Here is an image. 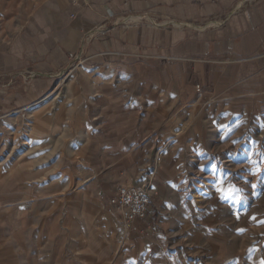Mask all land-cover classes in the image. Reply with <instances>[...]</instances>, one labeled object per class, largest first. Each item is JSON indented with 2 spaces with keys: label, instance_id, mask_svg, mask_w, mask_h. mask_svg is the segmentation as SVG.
<instances>
[{
  "label": "crops",
  "instance_id": "0c3cea01",
  "mask_svg": "<svg viewBox=\"0 0 264 264\" xmlns=\"http://www.w3.org/2000/svg\"><path fill=\"white\" fill-rule=\"evenodd\" d=\"M17 7L13 24L0 29V114L43 104L74 53L98 80L131 83L141 98L137 126L164 124L173 109L264 114V0H20ZM27 72L37 78L10 86ZM63 175L66 186L46 196L14 193L0 181V264H113L116 241L156 229L153 213L134 226L124 221L111 205L119 187L109 197L75 187L88 178L79 165Z\"/></svg>",
  "mask_w": 264,
  "mask_h": 264
},
{
  "label": "rangeland",
  "instance_id": "374dc122",
  "mask_svg": "<svg viewBox=\"0 0 264 264\" xmlns=\"http://www.w3.org/2000/svg\"><path fill=\"white\" fill-rule=\"evenodd\" d=\"M18 2L0 0L3 31ZM36 78L17 74L10 86ZM98 78L70 59L43 104L0 114L6 189L46 196L77 165L88 178L75 187L107 197L150 183L156 229L116 241L113 264H264V114L173 109L164 124L137 126L141 98L131 83Z\"/></svg>",
  "mask_w": 264,
  "mask_h": 264
},
{
  "label": "built area",
  "instance_id": "2783aa9c",
  "mask_svg": "<svg viewBox=\"0 0 264 264\" xmlns=\"http://www.w3.org/2000/svg\"><path fill=\"white\" fill-rule=\"evenodd\" d=\"M72 1L76 3L77 0ZM82 1L88 3L90 0ZM70 59L73 64L82 62L81 56L75 53L70 55ZM117 193L118 195L111 200V205L121 213L128 225L134 226L148 217L154 196L150 183L120 186Z\"/></svg>",
  "mask_w": 264,
  "mask_h": 264
}]
</instances>
